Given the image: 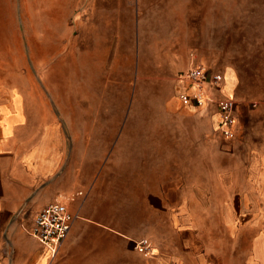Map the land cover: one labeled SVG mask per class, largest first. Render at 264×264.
<instances>
[{
	"label": "crops",
	"instance_id": "1",
	"mask_svg": "<svg viewBox=\"0 0 264 264\" xmlns=\"http://www.w3.org/2000/svg\"><path fill=\"white\" fill-rule=\"evenodd\" d=\"M44 3L34 38L0 0V264H264V17L236 24L231 57L213 62L234 108L210 152L220 96L186 79L206 68L192 50L183 69L171 56L151 70L123 17L138 6ZM54 203L72 217L55 251L31 234Z\"/></svg>",
	"mask_w": 264,
	"mask_h": 264
},
{
	"label": "rangeland",
	"instance_id": "2",
	"mask_svg": "<svg viewBox=\"0 0 264 264\" xmlns=\"http://www.w3.org/2000/svg\"><path fill=\"white\" fill-rule=\"evenodd\" d=\"M179 0H111L114 7H139L138 20L133 15L129 16V24L134 23L136 29L130 30V37L138 35L142 45L139 47V54L145 57L146 66L165 70L171 56L177 60L182 58L183 63H177L179 68H185V53L192 50L196 61L202 60L205 70L209 76H219L220 81L216 90L220 96L213 105L217 112V103L231 96H223L221 89L223 85L222 76L217 73L212 65L217 58L228 60L233 50V33L242 25L246 26L249 19L260 21L264 17V0H192L190 7L175 4ZM19 16L21 17L20 29L25 33L26 14L33 21L34 38L41 29V18L44 8V0H17ZM262 14V15H261ZM135 17V16H134ZM22 24V25H21ZM170 43H173L169 45ZM173 45V46H172ZM200 62V61H199ZM195 68V67H194ZM148 69V68H147ZM181 72L177 74L178 86L181 84ZM149 85V84H147ZM154 85V84H153ZM219 88V89H218ZM182 102H189L187 95H180ZM233 101V100H232ZM216 121V120H215ZM209 119V151L217 149V137L220 130L214 131ZM204 131V121L198 125L194 124V131ZM195 133V132H194ZM221 136V135H220ZM226 150L230 148L226 145ZM216 195V192L214 191ZM216 198V196H214ZM234 213L237 210L232 208ZM216 208L212 209L216 214ZM238 213V212H237ZM240 218H248L240 216ZM240 219L237 218L236 223ZM224 246L229 247L227 228L225 229Z\"/></svg>",
	"mask_w": 264,
	"mask_h": 264
},
{
	"label": "built area",
	"instance_id": "3",
	"mask_svg": "<svg viewBox=\"0 0 264 264\" xmlns=\"http://www.w3.org/2000/svg\"><path fill=\"white\" fill-rule=\"evenodd\" d=\"M186 79L200 89L203 84L209 87H216L220 78L219 76H209L206 70L202 67L190 69L185 74ZM196 105L201 102L200 94L193 97ZM234 102L229 99H222L217 103L218 121L217 125L221 135L224 138L231 136V128L233 125L232 112ZM72 217L66 211L64 205L54 203L43 208L34 218L31 234L45 247L55 251L59 243L66 237ZM141 251L145 249L144 242L141 244Z\"/></svg>",
	"mask_w": 264,
	"mask_h": 264
},
{
	"label": "bare ground",
	"instance_id": "4",
	"mask_svg": "<svg viewBox=\"0 0 264 264\" xmlns=\"http://www.w3.org/2000/svg\"><path fill=\"white\" fill-rule=\"evenodd\" d=\"M218 121V120H217Z\"/></svg>",
	"mask_w": 264,
	"mask_h": 264
}]
</instances>
